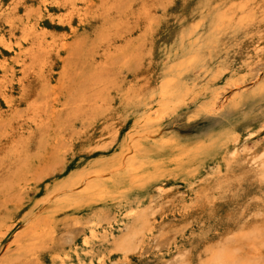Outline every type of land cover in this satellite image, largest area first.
I'll return each mask as SVG.
<instances>
[{"label": "rangeland", "instance_id": "374dc122", "mask_svg": "<svg viewBox=\"0 0 264 264\" xmlns=\"http://www.w3.org/2000/svg\"><path fill=\"white\" fill-rule=\"evenodd\" d=\"M72 1L73 31L40 22L59 37L42 76L22 97L14 87L13 114L0 103V264L204 260L231 201L182 206L264 145V0ZM238 1L211 40V19ZM136 205L165 214L124 259L112 241Z\"/></svg>", "mask_w": 264, "mask_h": 264}, {"label": "bare ground", "instance_id": "6f19581e", "mask_svg": "<svg viewBox=\"0 0 264 264\" xmlns=\"http://www.w3.org/2000/svg\"><path fill=\"white\" fill-rule=\"evenodd\" d=\"M72 3V0H0V26L3 29L0 30V103L2 102L10 113L13 114L19 107L13 92L14 87L19 96L26 95L27 85L42 76L48 59L57 51L58 35L44 28L40 24L41 20L46 19L50 26L62 29L68 27L73 31L72 18L76 9ZM243 3L246 5L245 1ZM197 4L201 9V4ZM240 5L239 1L228 3L219 17L216 14L211 19L208 36L212 37L211 40L216 39L220 29L226 25L225 23L222 27V20H228L227 24L230 26L235 24L240 10H243ZM37 10L41 12L37 13L39 22L31 24L30 16ZM260 18L261 16L257 20ZM6 54L8 56L4 57ZM172 66L174 67L175 63H172ZM29 120L31 125H36L33 115H30ZM13 143V139L6 142L4 148ZM19 151L16 146L12 147L14 156ZM228 164L231 171L228 183L223 179L216 183L217 193H212V197L204 195L194 199L189 207L182 206L188 214L214 203L215 200H230L232 207L223 221L224 227L227 228L226 237L206 245L204 260H192L193 257L190 256L189 259L178 260L177 264H264V145L250 149L242 156L235 153L234 157L228 160ZM47 202L46 200L45 205ZM156 208L142 211L139 205H136L130 209L125 222V232L122 231L120 236L112 241L115 250L120 252L124 259L136 253L156 228L157 217H162L163 214L160 207ZM84 246L88 248L89 242L85 241ZM175 259L173 262L177 261Z\"/></svg>", "mask_w": 264, "mask_h": 264}]
</instances>
